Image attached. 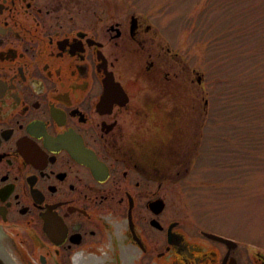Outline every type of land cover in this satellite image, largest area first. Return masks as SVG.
Returning a JSON list of instances; mask_svg holds the SVG:
<instances>
[{
	"label": "flooded vegetation",
	"instance_id": "af4514ba",
	"mask_svg": "<svg viewBox=\"0 0 264 264\" xmlns=\"http://www.w3.org/2000/svg\"><path fill=\"white\" fill-rule=\"evenodd\" d=\"M185 66L137 0H0L1 261L264 264L184 191L212 110Z\"/></svg>",
	"mask_w": 264,
	"mask_h": 264
},
{
	"label": "rangeland",
	"instance_id": "374dc122",
	"mask_svg": "<svg viewBox=\"0 0 264 264\" xmlns=\"http://www.w3.org/2000/svg\"><path fill=\"white\" fill-rule=\"evenodd\" d=\"M137 2L166 26L184 66L204 73L211 139L187 197L216 226L264 245V0Z\"/></svg>",
	"mask_w": 264,
	"mask_h": 264
},
{
	"label": "water",
	"instance_id": "95a60500",
	"mask_svg": "<svg viewBox=\"0 0 264 264\" xmlns=\"http://www.w3.org/2000/svg\"><path fill=\"white\" fill-rule=\"evenodd\" d=\"M0 264H8V263H6L4 260H0Z\"/></svg>",
	"mask_w": 264,
	"mask_h": 264
}]
</instances>
